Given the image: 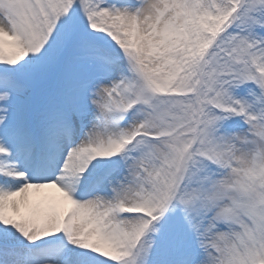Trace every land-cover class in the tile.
<instances>
[{
	"label": "snow or ice",
	"instance_id": "1",
	"mask_svg": "<svg viewBox=\"0 0 264 264\" xmlns=\"http://www.w3.org/2000/svg\"><path fill=\"white\" fill-rule=\"evenodd\" d=\"M0 264H264V0H0Z\"/></svg>",
	"mask_w": 264,
	"mask_h": 264
}]
</instances>
